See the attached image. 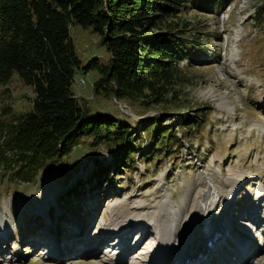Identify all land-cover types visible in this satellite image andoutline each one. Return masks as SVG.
<instances>
[{
  "label": "rangeland",
  "instance_id": "374dc122",
  "mask_svg": "<svg viewBox=\"0 0 264 264\" xmlns=\"http://www.w3.org/2000/svg\"><path fill=\"white\" fill-rule=\"evenodd\" d=\"M174 21H179L192 42L189 59L194 64L181 60L176 81L166 88L167 102L94 94V83L100 77L96 69L87 72L80 68L74 76L75 94L84 97L92 110L112 114L118 123L135 126L130 136L132 149L136 150L133 162L123 164L111 149L102 144L95 146L85 138L68 155L48 162L32 181L14 180L0 172V222L5 220L4 227L9 231L14 228L13 240L3 245L11 248L2 254L0 264H69L31 252L30 242L44 236L37 235L38 227H43V212H38L36 205L45 202L46 193H51V202L45 206L51 208L52 218L81 215L87 230L96 220L99 229L103 219L121 225L130 221L133 228L151 226L152 219L159 218L154 206L170 199L173 205L184 207L177 220H172L171 225L165 223L174 238L190 219L188 211L200 192L213 189L211 203L204 201L209 210L219 202L220 192L221 196L235 197L238 205L234 214L246 205L245 198L253 190L250 181L264 177V0H233L213 12L184 7ZM164 32L166 29L159 33ZM71 36L83 65L92 58L108 63L110 52L102 44V35L92 27L74 25ZM34 97L33 87L14 74L8 84L0 85V119H12L29 111ZM170 133L176 135L177 142L168 146L169 140L155 141L157 137L168 138ZM160 141L164 146H157ZM120 152L124 158V152ZM102 166L106 167L105 176L96 180ZM232 170L252 177L236 187L244 175L228 176ZM75 188L78 191L72 192ZM54 198L59 202V212L52 205ZM230 199L221 198L222 202ZM136 202L146 207L137 212L126 208ZM205 213L197 219L199 225ZM47 234L52 236L49 230ZM252 235L257 245L262 229ZM100 243L101 239H97L93 247ZM10 251L15 253L12 258L6 255ZM69 261L108 264L80 255Z\"/></svg>",
  "mask_w": 264,
  "mask_h": 264
},
{
  "label": "trees",
  "instance_id": "16d2710c",
  "mask_svg": "<svg viewBox=\"0 0 264 264\" xmlns=\"http://www.w3.org/2000/svg\"><path fill=\"white\" fill-rule=\"evenodd\" d=\"M231 2L0 0V85L17 74L33 87L35 96L29 111L0 119V172L32 181L48 162L68 155L85 138L111 149L121 163L133 162L136 150L130 136L135 126L92 110L84 97L77 96L73 90L77 71H99L94 94L167 102L166 88L177 79L181 60L194 64L189 59L192 42L174 21L177 14L189 6L213 12ZM74 25L92 27L102 35L110 52L108 63L92 58L83 65L71 36ZM175 136L170 133L155 141L169 140V146L177 142ZM105 168L100 167L96 180L104 178Z\"/></svg>",
  "mask_w": 264,
  "mask_h": 264
},
{
  "label": "bare ground",
  "instance_id": "6f19581e",
  "mask_svg": "<svg viewBox=\"0 0 264 264\" xmlns=\"http://www.w3.org/2000/svg\"><path fill=\"white\" fill-rule=\"evenodd\" d=\"M262 133L264 135V130ZM236 173L244 175L236 182V187L252 177V175L242 173L240 170H232L228 176H233ZM250 184L253 186L252 194L246 196V205L242 206L237 214H234L238 205V202L235 204V197L232 199L230 195L221 196L223 193L220 192L219 202L215 208L209 210L210 207L205 205L204 201L208 200L207 203H211L213 189L200 192L196 197L197 200L188 211L187 217L190 216V219L182 227L181 232L176 235L177 238L173 237L172 231L165 226V223L171 225L172 220H177L182 215L181 208L184 209V207L181 206L180 208L173 205L170 199L162 200V203H157L154 206L158 210L159 218L157 220L153 218V225L151 226L145 224L149 226L141 225L133 228L130 221L121 225L115 221L109 224L111 220L107 222L103 219V224L99 229L96 220L95 227L91 226V229L87 230L82 223L81 215L74 217V214L71 213L69 215L64 214L60 218L57 216L55 219L52 218L49 215L51 208L47 209L45 206L46 203L49 205L51 202L49 199L51 193L49 195L46 193L45 202L42 205H36V210L40 213L43 212L44 223V225L42 223V228L38 227L37 235L44 233L43 238L39 240L43 247L48 248L44 257L53 260H66L69 264L73 261H69L70 258L77 257V255L83 258L90 256L108 264L116 262L118 264H262L261 260L264 258V253H261L264 249V227H262L264 225V177L256 180L253 178ZM252 196L254 197L252 198ZM221 198L231 199L222 202ZM52 201V205L57 206L56 209L59 212V202L56 203L55 198ZM124 204L127 205V203ZM234 205L235 208H233ZM116 207L117 205L114 208ZM145 207L143 202L126 206L134 212ZM43 208L47 210L44 212ZM215 209L217 210L215 211ZM213 211L214 213H212ZM204 212H207L203 218L204 222L202 221L199 225L197 219ZM12 220L13 224L15 219ZM136 223H140V220H137ZM188 223L190 224L188 225ZM6 225L5 220L0 222V259L2 254L5 255L6 250L11 248L10 246L4 248L3 245L13 240L14 228L10 227L11 230L9 231L4 227ZM260 228L262 229L261 242L257 245L251 243L248 245L250 241L255 242L256 239L253 238L252 234ZM147 229L148 231H146ZM48 230L52 234L51 237L47 234ZM61 230L65 232L63 235ZM97 239H101V243L94 248L93 243ZM173 241H178L180 244H174ZM33 242L35 245L38 244L36 239ZM114 242H117L116 246L111 249ZM247 245L251 248H248ZM37 251H39L38 248ZM12 252L9 253L15 254ZM6 255L8 254L6 253Z\"/></svg>",
  "mask_w": 264,
  "mask_h": 264
}]
</instances>
